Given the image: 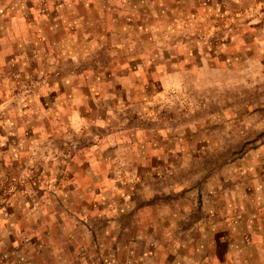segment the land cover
<instances>
[{"label": "rangeland", "instance_id": "rangeland-1", "mask_svg": "<svg viewBox=\"0 0 264 264\" xmlns=\"http://www.w3.org/2000/svg\"><path fill=\"white\" fill-rule=\"evenodd\" d=\"M0 1L1 16L12 2ZM12 4L24 13L0 20V26L17 32L14 41L28 50V58L33 53L31 76L18 89L20 96L31 95L43 81L58 84L64 79L68 84L65 80L81 71L90 79L96 69L100 79L110 70L148 85L160 83L165 74L171 76L151 97L150 113L142 112L145 121H134L152 128L145 135L150 143L159 137L153 128L170 127L161 128L166 142L161 150L166 148L169 157L165 159L162 151L153 159L149 156V165L127 184L136 197L154 196L159 206L171 211L161 214L158 205L161 213L155 210L160 222L171 217L162 231L165 241L159 244L176 262L155 264H264V215L258 212L263 198L254 188V179L264 170L258 169L264 165V0H14ZM135 97L141 100L140 93ZM123 109L131 117L142 110ZM75 146L68 140L59 155L51 151L62 181ZM39 170V166L28 168L21 174V185L38 177ZM15 191V186L0 185L1 194ZM98 201L91 205L102 209L105 202ZM25 217L17 221L27 228ZM186 217L188 223L182 221ZM98 218L94 224L101 225ZM34 231L23 230L19 237L25 240ZM136 231L133 226L131 232ZM252 233L260 243L242 246ZM25 247L4 246L5 264H29ZM97 249L96 245L93 251ZM91 262L78 264H152L107 263L103 258Z\"/></svg>", "mask_w": 264, "mask_h": 264}, {"label": "crops", "instance_id": "crops-1", "mask_svg": "<svg viewBox=\"0 0 264 264\" xmlns=\"http://www.w3.org/2000/svg\"><path fill=\"white\" fill-rule=\"evenodd\" d=\"M12 3L7 11L3 10L0 20L5 21L6 17L12 20L24 13H19V7L12 8ZM18 37L17 32L0 26V185L16 188L11 195L0 192V264L6 262L3 249L6 245L15 250L26 246L29 264H34L33 258L43 264H78L102 258L107 263L176 262L174 255L160 245L165 241L161 239L162 231L171 223V217L164 218L167 223L160 222L156 216L159 203L154 196L139 198L127 187L130 177L143 171L150 158L160 151L165 159L169 157L164 154L166 148L161 150L166 143L162 142L165 138H161L164 132L161 128L169 126L153 128L159 137H153L150 143L145 135L152 128L134 121H145L142 112L150 113L147 105L151 97L162 90V82L171 76L165 74L160 83L148 85L126 75L121 78L110 70L102 79L101 74L98 76L99 69L85 79V71H81L68 77L65 80L68 84L64 79L58 84L43 85V81L41 87L23 97L18 89L31 76L28 71L33 66V53L28 58V50L18 48L14 41ZM139 93L141 100L135 97ZM123 106L142 110L134 111L136 117H131L123 112L128 111ZM123 115L130 121L125 122L123 117L120 120ZM68 140L76 146L68 158L66 179L62 181L56 176L57 157L50 154L54 151L59 155ZM34 166L40 168L38 177L22 186L21 174ZM262 168L264 165H259L258 169ZM258 175L254 188L259 198H263L258 212L264 215V170ZM50 188L53 192L48 191ZM97 200H104L106 206L103 207L105 203L102 209L92 206ZM159 207L163 211L159 213L171 214L167 207ZM23 216L27 218L28 229L18 224L17 220ZM96 218L101 225L94 224ZM246 219L257 222L254 217ZM184 220L189 221L187 217ZM133 226L137 234L131 232ZM23 230L26 234L35 231L23 240L19 237ZM256 238L252 233L249 243L242 246L255 247L260 243ZM93 240L97 251H93L96 247Z\"/></svg>", "mask_w": 264, "mask_h": 264}]
</instances>
